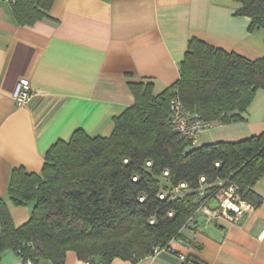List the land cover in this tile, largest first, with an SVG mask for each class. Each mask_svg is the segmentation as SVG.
Returning a JSON list of instances; mask_svg holds the SVG:
<instances>
[{"label":"trees","instance_id":"1","mask_svg":"<svg viewBox=\"0 0 264 264\" xmlns=\"http://www.w3.org/2000/svg\"><path fill=\"white\" fill-rule=\"evenodd\" d=\"M2 1L19 26H33L48 18L55 0ZM233 1L240 5L236 15L250 19V33L264 30V0ZM128 87L134 104L113 119L109 137L76 130L49 148L40 176L11 171V206L32 207L28 221L16 227L0 200V258L12 251L22 262L63 264L72 251L87 264L136 263L155 248L184 242L181 231L198 207L200 177L208 183L228 179L244 201L260 207L252 188L264 176V134L193 148L173 131L169 107L177 98L203 122H242L256 92L264 90V57L250 61L192 39L171 87L157 96L148 82ZM180 184L187 190L172 194Z\"/></svg>","mask_w":264,"mask_h":264},{"label":"crops","instance_id":"2","mask_svg":"<svg viewBox=\"0 0 264 264\" xmlns=\"http://www.w3.org/2000/svg\"><path fill=\"white\" fill-rule=\"evenodd\" d=\"M233 0H55L48 18L19 26L10 4L0 0V200L13 224L30 217L32 205L11 206L10 173L22 168L41 174L44 157L76 130L88 137H109L113 119L134 104L129 84L148 82L157 96L179 79L190 40L254 61L264 57V30L248 31L250 19L236 15ZM27 81L33 101L18 107L15 85ZM243 121L211 123L193 148L236 143L264 134V90H258ZM252 190L262 204L238 227L210 222L181 231L173 243L185 257L162 252L136 263L110 264H264V176ZM0 264H21L5 252ZM63 264H87L68 251Z\"/></svg>","mask_w":264,"mask_h":264},{"label":"built area","instance_id":"3","mask_svg":"<svg viewBox=\"0 0 264 264\" xmlns=\"http://www.w3.org/2000/svg\"><path fill=\"white\" fill-rule=\"evenodd\" d=\"M34 97L35 94L27 81L22 80L15 85L12 99L18 107L30 104ZM169 123L181 140L191 142L192 145L203 131L211 128V123L203 122L186 111L177 98H173L170 102ZM124 162L126 163V161ZM150 165V163H146L147 167H150ZM215 166L218 167L219 164L217 163ZM163 176L167 177L168 173L164 172ZM133 181H136V179L133 178ZM186 190L187 186L185 184H180L177 188H173L171 193L176 194ZM194 191L198 197V207L188 220L186 226H189L196 218L203 217L205 218V222L202 226L210 222H224L231 226L238 227L239 222L245 217H248L253 210V207L242 199L239 187L228 179H217L212 183H208L205 177H200L198 179V187ZM158 199L164 200L165 194H159ZM139 201L142 202L143 199L140 198ZM171 216L172 214L169 213L168 217ZM173 243H178V241H171L169 245L163 249L155 248L149 258H154L158 254L166 252L178 255L181 262H184L185 257L176 252L172 246ZM21 264L34 263L30 260H26L23 262L21 261Z\"/></svg>","mask_w":264,"mask_h":264},{"label":"water","instance_id":"4","mask_svg":"<svg viewBox=\"0 0 264 264\" xmlns=\"http://www.w3.org/2000/svg\"><path fill=\"white\" fill-rule=\"evenodd\" d=\"M205 222V218L203 217H198L196 218L195 220H193L188 228L190 231H197L201 226L202 224ZM186 264H202L200 263L199 261H197L195 258L193 257H190L188 260H187V263Z\"/></svg>","mask_w":264,"mask_h":264},{"label":"rangeland","instance_id":"5","mask_svg":"<svg viewBox=\"0 0 264 264\" xmlns=\"http://www.w3.org/2000/svg\"><path fill=\"white\" fill-rule=\"evenodd\" d=\"M206 225H207V224H206ZM206 225H205V226H206Z\"/></svg>","mask_w":264,"mask_h":264}]
</instances>
